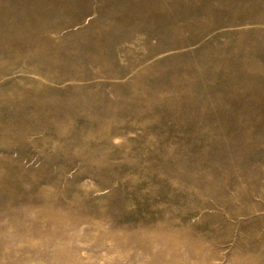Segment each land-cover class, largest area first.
<instances>
[{"label": "rangeland", "instance_id": "obj_1", "mask_svg": "<svg viewBox=\"0 0 264 264\" xmlns=\"http://www.w3.org/2000/svg\"><path fill=\"white\" fill-rule=\"evenodd\" d=\"M0 264H264V0H0Z\"/></svg>", "mask_w": 264, "mask_h": 264}]
</instances>
